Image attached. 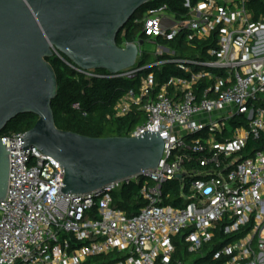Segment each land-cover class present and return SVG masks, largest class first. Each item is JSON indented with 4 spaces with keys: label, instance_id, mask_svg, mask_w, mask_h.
Here are the masks:
<instances>
[{
    "label": "built area",
    "instance_id": "obj_1",
    "mask_svg": "<svg viewBox=\"0 0 264 264\" xmlns=\"http://www.w3.org/2000/svg\"><path fill=\"white\" fill-rule=\"evenodd\" d=\"M254 17L249 0H184L182 12L163 2L133 21L145 40L122 45H138V59L116 75L83 71L53 48L91 79L175 67L180 75L160 86L152 73L141 77L114 107L116 118L142 111L145 122L127 137L159 134L164 153L156 170L73 195L63 193L58 161L24 149L25 133L1 136L10 173L0 264H204L224 240L210 264H264V150L243 155L250 138H264V16ZM142 41L157 47L153 65L139 64ZM173 181L178 198L165 193ZM132 183L144 204L129 216L114 193ZM181 235L187 256L176 258Z\"/></svg>",
    "mask_w": 264,
    "mask_h": 264
},
{
    "label": "water",
    "instance_id": "obj_2",
    "mask_svg": "<svg viewBox=\"0 0 264 264\" xmlns=\"http://www.w3.org/2000/svg\"><path fill=\"white\" fill-rule=\"evenodd\" d=\"M153 0H0V135L20 116L38 118L24 149H38L65 170L64 194H89L156 170L163 137L89 138L57 128L52 103L58 80L48 59L53 48L83 71L112 75L133 68L139 46H118L119 34ZM140 46L144 45L142 41ZM10 153L0 139V204L5 200Z\"/></svg>",
    "mask_w": 264,
    "mask_h": 264
},
{
    "label": "trees",
    "instance_id": "obj_3",
    "mask_svg": "<svg viewBox=\"0 0 264 264\" xmlns=\"http://www.w3.org/2000/svg\"><path fill=\"white\" fill-rule=\"evenodd\" d=\"M163 2L168 3L172 11H183L184 0H163L162 2L148 3L136 13L133 20L119 34L117 40L118 46L122 47L125 42L135 43L138 39L145 40L144 35L141 34L140 27H134L133 21L141 17L146 11L158 8ZM249 8L254 11L255 20H258L260 16H264V1L249 0ZM48 61L53 66L58 80V95L52 103L57 128L89 138L129 136L138 126L145 122V116L142 111L135 108L126 117L116 118L114 116V107L118 101L124 97L128 90L138 87L141 77L147 76L150 73L155 75L159 86L170 77L180 75L175 67L166 66L162 71L157 69L145 70L133 80L91 79L78 73L56 56L48 59ZM146 62L147 56L139 64H146ZM98 72L102 74L108 73L103 70H98ZM74 104H79L80 108L78 110L74 109ZM37 121L38 118L33 115L20 116L8 125L0 137L10 134L27 133L34 128ZM262 150H264V138L255 139L252 137L248 141L243 155L244 157H248L252 153ZM196 155L191 153V156ZM139 189V185L132 183L123 186L119 191L115 192L114 201L117 208L126 211L129 216L135 215L144 204L138 195ZM180 190V183L178 181H173L165 187V193H172L175 198L180 196ZM184 236L181 235L175 239L177 246L176 258H181L183 251L187 256L186 245L183 240ZM217 242L210 248L211 253L208 258L202 261L204 264H210L212 254L220 246L228 243L229 240H224L223 243H220L221 245ZM205 250L209 251V248ZM103 260H106V258H95L94 260H90L88 264H103Z\"/></svg>",
    "mask_w": 264,
    "mask_h": 264
},
{
    "label": "rangeland",
    "instance_id": "obj_4",
    "mask_svg": "<svg viewBox=\"0 0 264 264\" xmlns=\"http://www.w3.org/2000/svg\"><path fill=\"white\" fill-rule=\"evenodd\" d=\"M168 48V47H167ZM143 50L146 52L147 54V62L145 64V66H150V65H153L154 62H155V52L157 50V47L155 45H152V44H149V43H146L144 46H143ZM208 134H211V133H208Z\"/></svg>",
    "mask_w": 264,
    "mask_h": 264
}]
</instances>
